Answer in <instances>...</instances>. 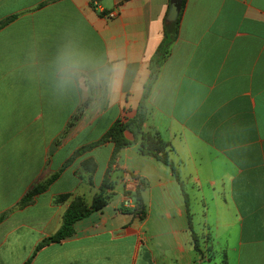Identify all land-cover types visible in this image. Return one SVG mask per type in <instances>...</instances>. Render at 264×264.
Returning <instances> with one entry per match:
<instances>
[{"label": "crops", "instance_id": "obj_1", "mask_svg": "<svg viewBox=\"0 0 264 264\" xmlns=\"http://www.w3.org/2000/svg\"><path fill=\"white\" fill-rule=\"evenodd\" d=\"M169 8V0H102L96 9L92 0H0V22L14 17L0 27V264H218L221 234V264H264V0H187L180 14L143 130L170 143L182 185L126 131L134 142L113 166L110 203L36 251L75 197L91 203L99 192L114 143L68 160L136 115ZM137 190L144 217L124 211L134 210ZM197 205L202 253L192 239Z\"/></svg>", "mask_w": 264, "mask_h": 264}, {"label": "trees", "instance_id": "obj_2", "mask_svg": "<svg viewBox=\"0 0 264 264\" xmlns=\"http://www.w3.org/2000/svg\"><path fill=\"white\" fill-rule=\"evenodd\" d=\"M102 0H92V6L96 9L98 6V3ZM187 0L183 1V7L182 11L185 7ZM181 11V12H182ZM180 17V16H179ZM14 17H9L8 19H4L0 22V27L5 26L9 21H11ZM180 18H178L177 21L172 23H165L164 25V31H163V39L158 46L156 53L150 60V75L148 81H146L144 85V95L142 98V101L137 108L136 115L129 119L128 121L124 122L121 119H118L116 122H114L110 128L105 132V134L97 141H94L92 143H89L87 145H84L77 149L73 156L68 160V163L72 162L77 156H80L93 148L100 146L108 141H112L114 143V151L112 153L111 159L108 166V169L104 175V178L102 180V183L100 185L99 192L94 196L91 203H88L83 197L77 196L75 197L68 208L65 210L64 214L62 215V225L60 229L53 235L46 237L43 239L36 247V251L40 250L44 246L48 245L51 242H59L62 241L68 237H72L76 233L75 225L78 222V220H82L86 218L87 216H90L94 212L102 211L111 201L113 197V189L115 187L114 181L112 180V172H113V166L115 165L116 159L119 155V152L122 148H125L127 146H130L134 141H130L126 138L125 132L130 131L135 135V139L141 138V152L144 155H150L161 161L163 164L170 167L173 174L175 175L176 179L181 183L182 181L179 176V171L177 166L174 164V162L170 159L168 155V151L172 150V147L170 143L162 140L160 137H154L151 136L150 133L144 132L143 130V124L146 120V107L145 102L148 99L152 88L158 79L161 68L170 54V50L174 44V42L178 39L180 34ZM75 119V117H74ZM73 125V122L70 123L69 126ZM83 162L84 168L93 173L95 172L97 168V163L94 161V159H86ZM59 174H54L44 182H41L32 189H30L27 194L22 198L18 206L20 208H23L29 204H32L34 202V198L36 195L46 191L48 187L53 183V181L58 177ZM184 191V190H182ZM130 194V193H126ZM70 197L69 194H63L56 198V202H65ZM136 206L134 210L125 208L124 211H128L132 213L133 215L136 214L140 217H144L145 212V205L142 200V196L140 191L137 190V192L133 195ZM184 197H185V203L187 206V209L189 210L190 201L188 194L184 191ZM6 216V213L1 214L0 221ZM188 219L190 220L191 226H192V217L190 212L188 211ZM192 239L194 243V247L196 251L199 253H202V250L200 248L199 243V236L194 232L192 227ZM215 254L212 252L210 255L211 258H213ZM32 259H29L25 264H31Z\"/></svg>", "mask_w": 264, "mask_h": 264}, {"label": "rangeland", "instance_id": "obj_3", "mask_svg": "<svg viewBox=\"0 0 264 264\" xmlns=\"http://www.w3.org/2000/svg\"><path fill=\"white\" fill-rule=\"evenodd\" d=\"M110 2H112V0H103V4L107 5V3L109 4ZM201 206L198 207L197 205V208H196V216H195V220H196V225H195V233L199 236V243H200V248L202 250L203 248V245H204V240L200 237V234L203 232V226L202 224L199 222L202 221L201 219V216H200V213L202 214L201 210H200ZM219 237V238H218ZM218 237L216 238V245H215V249H216V252L215 254H217V258H216V262L218 264H221L220 261L222 262V260H225L226 259V256H225V250H223L225 247H223L224 245V235H218Z\"/></svg>", "mask_w": 264, "mask_h": 264}, {"label": "water", "instance_id": "obj_4", "mask_svg": "<svg viewBox=\"0 0 264 264\" xmlns=\"http://www.w3.org/2000/svg\"><path fill=\"white\" fill-rule=\"evenodd\" d=\"M170 1V8L168 15L166 17V23H172L178 20L184 0H169Z\"/></svg>", "mask_w": 264, "mask_h": 264}, {"label": "built area", "instance_id": "obj_5", "mask_svg": "<svg viewBox=\"0 0 264 264\" xmlns=\"http://www.w3.org/2000/svg\"><path fill=\"white\" fill-rule=\"evenodd\" d=\"M114 14H112L111 16H113ZM130 197V196H129ZM127 197L123 203L124 207H129L131 202H130V198Z\"/></svg>", "mask_w": 264, "mask_h": 264}]
</instances>
